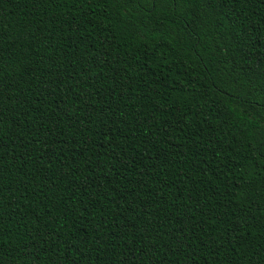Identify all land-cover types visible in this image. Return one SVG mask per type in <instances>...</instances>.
Masks as SVG:
<instances>
[{
    "label": "trees",
    "instance_id": "1",
    "mask_svg": "<svg viewBox=\"0 0 264 264\" xmlns=\"http://www.w3.org/2000/svg\"><path fill=\"white\" fill-rule=\"evenodd\" d=\"M0 264H264V0H0Z\"/></svg>",
    "mask_w": 264,
    "mask_h": 264
}]
</instances>
